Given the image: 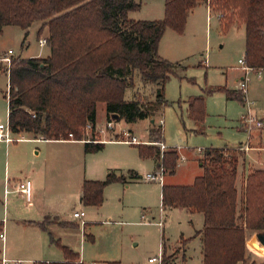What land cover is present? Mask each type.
I'll use <instances>...</instances> for the list:
<instances>
[{
	"label": "trees",
	"instance_id": "obj_1",
	"mask_svg": "<svg viewBox=\"0 0 264 264\" xmlns=\"http://www.w3.org/2000/svg\"><path fill=\"white\" fill-rule=\"evenodd\" d=\"M200 2L216 13L222 32L232 26L243 27L246 64L264 68V0H164V16L159 20L130 19L128 13L140 7L136 0H0V34L4 27L16 26L24 31L25 40L28 29L39 23L37 39L46 29L45 45L49 49L44 58L12 56L8 67L0 64V73L5 72L8 78L4 97L9 130L45 140L69 139L71 133L82 141L89 123L91 140H96L98 103L104 104L109 119L114 114L128 123L151 118L157 104L164 102V84L182 68L180 63L158 55L159 42L166 29L182 34L189 11ZM134 72L147 85L156 87L153 108L137 93L125 100ZM213 91L225 93L228 99H241L239 93L226 87L209 90ZM188 110L192 119L202 122L204 97H191ZM150 137L152 142L161 141V130L152 127ZM102 148L101 142H84L87 153ZM137 148L139 157L155 158L164 172H175L179 159L175 150L161 152L144 144ZM226 149H205L199 159L203 173L191 184L161 187L163 209L202 213L203 227L197 232L202 239V264H247L245 230L264 232V171H250L240 196L236 188L238 160L226 155ZM129 176L140 178L132 171ZM125 181L123 175L113 172L103 180H84L81 203L99 206L107 185ZM2 226L0 221V231ZM181 243L185 245L187 240L181 239ZM58 245L64 261L34 264H83L78 262L77 253Z\"/></svg>",
	"mask_w": 264,
	"mask_h": 264
},
{
	"label": "rangeland",
	"instance_id": "obj_2",
	"mask_svg": "<svg viewBox=\"0 0 264 264\" xmlns=\"http://www.w3.org/2000/svg\"><path fill=\"white\" fill-rule=\"evenodd\" d=\"M162 1L164 2L136 0L140 7L131 12L130 17H146L149 15L150 7ZM244 45L243 27L232 26L227 32H222L216 13L206 10L202 2L197 3L187 15L183 33L177 34L171 29H166L159 42L158 55L161 58L182 64V69L177 71L178 77H171L165 84L164 102L157 104V110L153 112L151 118L138 120L134 124L126 122L123 118L116 122L112 121L106 117L104 104L98 103L96 121L99 129L94 128L97 134L95 139L99 141L119 139L122 138V132L132 130L138 139L147 140L152 139L150 137L152 127L160 130L162 128L161 141L152 144L157 147V144L163 141L166 146L177 148L180 154H188L187 161L183 155L180 156L181 161L179 160L174 176L168 173L165 175L166 182L170 183H190L191 174L200 171L198 158H201L205 149L210 147H228L225 154L236 158L238 164L247 161L250 153L248 149L239 150L233 146L239 142L245 143L249 137L247 131L240 129L242 115L250 112L257 119H262L264 125V76L258 78L254 72L248 73L247 99H244L239 91V81L243 72L238 62L244 57ZM8 49L13 51L14 57L21 58L47 53L46 46H39L35 24L30 27L25 40L22 29L6 26L0 34V64L5 65L1 58ZM132 76L133 85L125 90V100H131L133 94L137 93L146 106L153 108L152 104L156 105V87L143 82L137 72ZM7 83V74L0 73V126L5 129L8 128L7 100L4 97ZM216 87L237 90L238 92H235L239 93L241 99H228L221 91L209 92ZM198 95L204 97L205 115L202 122H195L188 110L190 98ZM160 120L163 121L162 127L159 126ZM260 130L262 129L251 131L252 141L259 140ZM83 131L88 138H92V131L85 129ZM91 155L94 156L95 164L97 163L95 170L97 175L100 173V166L106 160L111 162L114 160L117 163H125L128 160L131 164L135 160L136 168L131 169L142 176L158 172L154 161L140 159L137 148L129 144L106 145L105 149ZM123 160L124 162H121ZM262 163L264 168L263 155L261 165ZM247 166L249 167L245 176L256 170L255 166L250 164ZM142 176L138 183L132 184L129 188H125L122 183L109 185L99 209L80 205L79 198L75 195L65 196L66 192L69 194L72 190L69 192L66 189L61 190L60 194L63 196L60 200H65L67 204L59 207V215H69L70 218H66L68 221L77 222L79 226H72L73 232L77 235L80 233L82 235L84 229L81 225L82 220L72 217V210L74 208L87 210L86 212L89 210L85 218L89 219L86 221L88 224L85 232L86 237L88 234L94 236V242L86 243L85 264H92L94 261H118L120 264H163L164 261L165 264H201L200 240L197 235V231L203 227L201 215L189 214L178 208L163 210L159 182L147 181ZM238 190L241 196L240 188ZM32 194L34 195V190ZM21 201L23 200L18 201L20 205ZM105 221L108 223H104ZM181 239L187 240L188 243L184 262L181 259V248L177 247ZM163 244L166 253L161 263L158 258L163 254ZM23 252L25 256H17L11 260L18 261L19 264L36 262L26 260L33 257L32 254H28V250L23 249ZM245 252L248 257L247 264L251 262L264 264V246L258 242L254 230H245ZM152 257H156L157 261L148 263V259Z\"/></svg>",
	"mask_w": 264,
	"mask_h": 264
},
{
	"label": "crops",
	"instance_id": "obj_3",
	"mask_svg": "<svg viewBox=\"0 0 264 264\" xmlns=\"http://www.w3.org/2000/svg\"><path fill=\"white\" fill-rule=\"evenodd\" d=\"M203 4H205L206 10H208L209 8L207 4L206 3ZM131 12L128 13V17L130 19L133 18L132 20L134 19L159 20L162 19L164 16V2L162 1V3L159 2L151 6L150 10L148 11L149 15L146 17H130ZM34 24L36 25V32H37V30L40 27V24L39 23H34ZM29 29H28V33H29ZM46 36H47V32L45 29L40 35L39 39H46ZM39 39H38V43H39ZM39 46L43 47L46 45L39 44ZM46 52L47 53L45 55H35V56L41 58L48 56L49 55L48 47ZM12 56H14L13 51H12ZM178 75L179 73L177 72L176 75L171 77H178ZM241 78L242 76L240 77V79ZM164 87H163V96H164ZM230 91H237V90H230ZM6 113L8 120V102H7ZM247 114H250V112H248ZM246 115H242L241 119ZM119 119L120 118H116L113 120L111 119V120L116 122ZM136 122H132V123L134 124ZM94 125L95 128L99 129L96 120ZM263 126L262 128H260L262 130L258 132L259 140L256 139L255 141L254 140L252 141L251 138L253 136L251 135V133H248L249 137L245 143L239 142L233 146V147H240L247 145L248 151L250 152L248 153V160L245 162L242 161V163H239L237 165V178H236L237 190L239 188L240 190L243 188L244 180L246 178L245 175L246 172L248 171L247 168L249 167L247 165L250 164V166H255L256 169L264 170L263 163L261 165L262 155L264 158V142L263 143L261 142L262 140H264L262 139V135H264ZM0 127L3 128L2 126ZM240 129L245 130L242 122L240 124ZM129 132L131 135L136 137V135L133 133L132 130H129ZM11 133L13 138H20V139L11 142H5L3 140H0V221L3 223L2 229L4 231V240L2 242L0 241V258L4 257L6 259L11 260L17 256H25L26 254L23 252V249H25L29 251L28 254L30 253L33 256L31 258H27L26 260H36V262L34 263L62 262L64 261V255L61 248L58 245L60 244L62 246L69 248L74 253H77L78 262L85 264L84 261H85L86 243L94 242V236L88 234L86 237V232H85V229L88 224L86 221L89 220L85 218H87L88 216L87 214L89 210L88 212H86L87 210L84 211L82 209H77V208H74L72 210V211L82 210L84 212V216L81 219H79L82 220L81 225L83 226L84 233L82 235L80 233L78 234L80 236H78L77 233L73 232L71 225L74 224V226L77 227L79 226L77 222L75 223L73 221H68V219L66 218H70L69 215L66 216L59 215L60 213L59 207L62 204L66 203L65 200L64 201L60 200V198H62L63 196L60 194V192L62 189H66L68 192L69 190H72V192L69 194L66 192L65 196L68 197L69 195L71 196L75 195L76 198H79L78 200L79 204L83 205L80 200L81 186L83 181L102 180L104 179V176L106 177V175L109 172H113L117 176L123 175L126 179L125 182H114L109 185L122 183L125 188H129L132 184L138 183L139 178L132 179L129 176L130 171H132L133 174H137V172L134 169H131V168H136V161L134 160L133 164L129 163L130 161L128 160L125 163H120V162L117 163L114 160L112 162L109 160L103 161L102 166H100V173L99 175H97L98 173L95 172L97 163L95 164L96 161H94L93 159L94 156L91 155V153H87L84 151L83 141L72 140V139L45 140L41 137H33L26 133H13V132ZM151 140L152 139L140 140V141L142 142L141 144L154 146ZM101 143H103V148L100 151L105 149L106 145H128V143L120 141V138L104 139V141H101ZM163 144L165 145L164 142ZM129 145L137 148L138 144H129ZM249 145H250V149H249ZM166 147L167 150H175L178 153L179 156L177 162V166H178L179 160L181 161L180 156L183 154H180L177 148L168 147V146ZM210 148H217V147H210ZM223 148L220 147L217 149H223ZM187 155L188 154L183 155L185 157L184 160L186 161L188 160ZM202 157L203 155L201 156V158ZM139 158L151 159L152 161H154L157 169L159 168L157 164V160L155 158H141V157ZM121 162H124V160ZM198 167L200 171H196L192 173L189 179L190 183L187 184L166 182L165 175L167 174V172L163 171L162 182L159 183L158 186V188L160 187V201H161V187L163 184L189 185L193 182L195 177L200 176L203 173V169L199 164ZM102 172L103 175H101ZM176 172L177 170H175L173 176L175 175ZM138 176H140L141 178L142 175H138ZM26 179L31 181L30 202H26L24 195L20 192V184L23 183ZM109 185H107L104 188L103 195L105 193L106 188ZM33 190H34V195L32 194ZM20 199L23 200L21 201L22 205H20L18 202ZM103 202H104V196H103ZM102 204L94 207L99 209L102 206ZM167 209H172V208H167ZM183 210H185L189 214L198 213V212H190L187 209H183ZM199 214L201 215L203 220L202 213ZM152 219H154V217H152ZM104 223H108V222L105 221ZM201 230L202 228L197 232ZM197 235L199 236V240H200V253H201L200 257L202 264V260H203L202 239H201V234H197ZM78 238H79V243H77ZM179 244L177 247L181 248V259L182 262H184L186 260V248L188 243H186L185 245H182V243ZM53 246L55 249H53ZM164 253H166V247L163 244V254L161 256L162 260ZM50 260H56V261H50ZM105 262L107 261H100V262L94 261L92 264H104ZM237 264H241V263H237Z\"/></svg>",
	"mask_w": 264,
	"mask_h": 264
},
{
	"label": "built area",
	"instance_id": "obj_4",
	"mask_svg": "<svg viewBox=\"0 0 264 264\" xmlns=\"http://www.w3.org/2000/svg\"><path fill=\"white\" fill-rule=\"evenodd\" d=\"M45 43H46L45 39H39L40 45H45ZM11 57H12V50L8 49L7 52L4 54V56L1 58V61L3 63H5V65L8 67L10 64ZM238 62L241 65L242 72H243L242 78L239 81V91L243 94L244 99H246L248 73L254 72L257 75V77L260 78V77L264 76V68L249 67L246 64L244 57L242 59H239ZM241 122L244 125L245 131H247L248 133H251V131L254 129H260L263 126V122L261 120L257 119L256 117H254L252 114H247L246 116L242 117ZM162 124H163V121L160 120L159 126L161 127ZM84 129L86 131H91L92 130L91 124H89V123L86 124ZM11 134L12 133L9 130V128L5 129V128L0 127V140H3L5 142H11V141L20 139V138H13ZM121 136H122V138H120V141H122V142H125L128 144H141L142 143L135 136L131 135L129 131L122 132ZM68 138L75 140L71 133L68 134ZM82 141L83 142H90V143L101 142L99 140H91L87 136ZM157 145H158L157 148L161 152L167 150V147L162 142H159ZM238 149L239 150H247L248 146L247 145L240 146V147H238ZM162 172H163V170L160 167V168H158V172L147 173L143 176V178L147 181H157V182L161 183L162 182ZM20 192L24 195L26 202H30V200H31V181L30 180L26 179L23 183L20 184ZM83 216H84V212L82 210L72 212V217L75 219H81ZM3 240H4V231H3V229H1L0 241L2 242ZM158 260L162 263L161 257L158 258ZM0 261L2 264H5L7 262H9L11 264H19L18 261H12V260L6 259L4 257H1ZM155 261H157L156 257H152V258L148 259V262H150V263L155 262Z\"/></svg>",
	"mask_w": 264,
	"mask_h": 264
},
{
	"label": "water",
	"instance_id": "obj_5",
	"mask_svg": "<svg viewBox=\"0 0 264 264\" xmlns=\"http://www.w3.org/2000/svg\"><path fill=\"white\" fill-rule=\"evenodd\" d=\"M118 118V115L114 114V115H111V119H116ZM151 122H153V120H151ZM257 240L258 242L264 246V232L263 233H257Z\"/></svg>",
	"mask_w": 264,
	"mask_h": 264
}]
</instances>
